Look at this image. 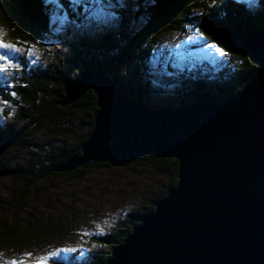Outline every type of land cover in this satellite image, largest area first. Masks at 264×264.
I'll return each instance as SVG.
<instances>
[{
    "label": "water",
    "instance_id": "1",
    "mask_svg": "<svg viewBox=\"0 0 264 264\" xmlns=\"http://www.w3.org/2000/svg\"><path fill=\"white\" fill-rule=\"evenodd\" d=\"M15 1L23 20L48 29L36 0ZM241 50L258 63L241 90L172 110L139 106L101 68L66 80L61 105L91 90L98 111L82 157L59 170L141 156L178 161L176 187L104 264H264V40Z\"/></svg>",
    "mask_w": 264,
    "mask_h": 264
},
{
    "label": "trees",
    "instance_id": "2",
    "mask_svg": "<svg viewBox=\"0 0 264 264\" xmlns=\"http://www.w3.org/2000/svg\"><path fill=\"white\" fill-rule=\"evenodd\" d=\"M36 1L49 17L52 10L55 14H64L71 18L81 14V10L75 6L73 0ZM132 8L136 13L134 17L139 18L142 29L122 40L116 33L108 32L99 41L90 42L87 37V44L73 46L74 55L71 60L76 70L74 75L67 72L61 78L53 79L57 82V91L52 90L48 85L46 79L51 80L49 72L43 75L42 68L34 67L33 61L27 59V53L22 54L19 69L10 74V79L0 75V101H6V104L17 111L10 119L13 128L0 129V144L9 142L7 148L0 154V179L2 176L8 177L13 186L11 194L7 193L3 197L9 201L0 197V250L37 246L46 237H52L59 227L56 223L43 221L42 217L39 218L32 212H29L22 223L16 222L14 218L6 221L2 217L6 204V208H9L12 201L16 203L28 201L30 193L34 191L35 182L43 175L58 177L85 172L96 166L108 169L113 167L107 162L89 160L70 171L58 169L68 161L82 157V145L93 130L94 116L98 111L97 98L91 90L86 91L82 97L70 104H60L65 95L64 84L67 79L76 78L88 68H101L105 72V77L123 88L139 106L148 105L153 108L172 110L197 102L221 101L241 90L258 70L256 60L244 53L241 47L243 42L251 44L260 39L264 40V0L254 2L249 0H136ZM3 25L7 27V31H4L6 42H19L21 48L27 49L24 52H28L32 44L39 43L38 39L42 33L50 34L52 31L50 23L48 29L43 30L23 20L18 13L15 0H0V27ZM193 29L199 35L203 33L207 37L206 40L201 37L204 42L213 44L215 49L219 48L223 51V55L225 54L228 58L227 67L236 66V76L231 80H222L220 83L218 79L214 80V83H218L215 87L218 94L210 95V91L204 89L205 84L204 87L201 85L205 82L196 78L194 86H191L193 89L191 93L195 96L191 101L179 96L177 99H171L166 85L171 80L176 82L184 77L185 73L179 67L174 72V78L167 84L163 81V87L159 88L163 90V94L165 93L162 96L165 99L161 105L166 104L160 106L141 99L140 90L131 88V83L120 77V69L126 71L133 68L134 64L142 60V56H147L155 50L154 48L158 50L161 46L160 42L166 40L168 36L185 35ZM202 70H197L195 76L199 78L198 75L202 74ZM39 71L42 75L36 74ZM188 86L187 84L185 90ZM208 86H211V82ZM12 93H15V96ZM6 116H8L7 111H3L1 117L6 118ZM13 121L20 124L19 129L14 127L16 124ZM44 135L60 138L59 142L63 145L60 143L57 150L52 145L44 149L38 147L37 149L44 154H32L37 138ZM61 136L63 138L72 136L74 140L71 144L69 139H62ZM13 149H16L13 156H9L10 150ZM23 150V155L18 154ZM133 162L164 175L165 188L156 193V198L144 202L136 214H125V223L123 220L120 221L119 227L113 228L111 237L102 235L100 239L97 238L104 245L105 250L103 254L96 255V264H104L134 227L152 213L157 203L168 196L178 183V161L175 158L141 156L135 161L126 162L120 166L126 168ZM25 213L26 211L23 214ZM50 234L52 235L49 236Z\"/></svg>",
    "mask_w": 264,
    "mask_h": 264
},
{
    "label": "rangeland",
    "instance_id": "3",
    "mask_svg": "<svg viewBox=\"0 0 264 264\" xmlns=\"http://www.w3.org/2000/svg\"><path fill=\"white\" fill-rule=\"evenodd\" d=\"M73 1L75 6L81 10V14L76 18H71L64 14H55L52 10L51 17H49L52 27L50 34L42 33L38 39L39 43L32 44L28 52H23L27 53L29 61H33L34 67L42 68L43 75L49 72L51 80H46L49 87L55 91H57V82L53 80L55 77L56 79L61 78L67 72L74 75L76 67L71 60L74 55L73 46L87 44V37L90 42L99 41L108 32L116 33L117 37L122 40L142 29L139 18L134 17L136 13L132 8L136 0ZM74 10L76 13V9ZM6 28L5 25L0 27L3 31H7ZM160 45L158 50L154 48L155 50L147 56H142V60L134 64L133 68L126 71L120 69V77L131 83V88L136 91L140 90L141 99L149 100L160 106L166 105H161L165 99L162 97L165 93L163 94V90L159 88L163 87L165 81L167 84L174 78V72L179 67L188 76L184 75L176 82L171 80L166 85L171 99H177L179 96L191 101L195 97L191 93L193 90L191 86H194L196 78L205 82L201 85L204 87L205 84L204 89L210 91V95H214L217 93L215 87L218 84L214 83V80L218 79L220 83L222 80H231L236 76V66L227 67L228 58L225 54L223 55V51L217 52L215 47L209 48V43L204 42L194 29L189 30L185 35L168 36L166 40L160 42ZM23 53H12L11 62L17 66L7 68L6 74L0 73V75H3L5 79H10V74L19 69ZM2 54H5L4 50H0V55ZM86 70H83L79 77ZM197 70H202V74L198 75L199 78L195 76ZM36 74L42 75V72L39 71ZM210 82L211 86H208ZM187 84L189 86L186 92ZM47 101L50 102L48 98ZM207 102H212V100ZM3 111H7L6 118L1 117ZM16 112L15 108L10 107L9 104H0V129L13 128L10 119L15 116ZM14 121L13 123L16 124ZM14 127L19 129L20 124L17 123ZM61 138L69 139L71 144L74 140L72 136L68 138L61 136ZM59 140L60 138L56 136H39L32 154H44L37 148L43 147L44 149L48 145H52L57 150L60 143L63 145ZM15 150H10L8 155L13 156ZM23 152L24 150L19 151L18 154L23 155ZM165 183L164 175L157 174L149 167L134 164V162L126 168L118 166L108 169L96 166L91 170L71 175L58 177L43 175L35 182L34 191L30 193L28 201L18 203L12 201L9 208H6V204L2 217L6 221L14 218L16 222L22 223L28 217L29 212H32L35 216L42 217L43 221L56 223L59 227L52 237H46L37 246L0 250V264H7L12 260H23L24 264H35L38 257L52 252H56V255L50 256L45 264H96V255L103 254L105 250L104 245L98 239L102 235L111 237L113 228L117 229L118 223L122 220L125 223V214L134 215L140 211L139 207L149 199L156 198V193L165 188ZM12 187L10 179L2 176L0 197L3 198L7 193L11 194ZM25 211L26 213L23 214ZM60 248H72L76 251L57 252L56 250ZM29 253L31 256H26Z\"/></svg>",
    "mask_w": 264,
    "mask_h": 264
},
{
    "label": "snow or ice",
    "instance_id": "4",
    "mask_svg": "<svg viewBox=\"0 0 264 264\" xmlns=\"http://www.w3.org/2000/svg\"><path fill=\"white\" fill-rule=\"evenodd\" d=\"M5 35L6 34L4 33V31L0 29V50H4V53H5V54L0 55V73H4V74H6L7 68L17 66L11 62V54L12 53L21 54L27 50V49L21 48L19 46V42H6L4 40ZM200 35L203 39L205 40L207 39V37H205L203 33H201ZM208 47L214 48L215 45L209 44ZM216 51L221 52L222 50L217 48ZM12 95L15 96V93H12ZM6 103H7L6 101H0V104H6ZM56 251L61 252V253H66V252L76 251V249L60 248ZM55 255H56V252H52V253H49L48 255L38 257L35 261V264H45V262L49 259L50 256H55ZM26 256L30 257L31 254L30 253L26 254ZM7 264H24V261L23 260H20V261L12 260V261H8Z\"/></svg>",
    "mask_w": 264,
    "mask_h": 264
}]
</instances>
